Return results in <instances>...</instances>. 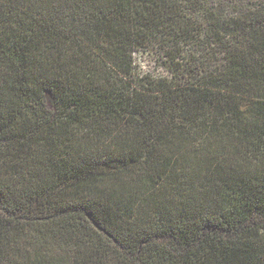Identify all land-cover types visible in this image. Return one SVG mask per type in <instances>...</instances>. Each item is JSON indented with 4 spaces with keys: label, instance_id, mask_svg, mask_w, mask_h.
<instances>
[{
    "label": "trees",
    "instance_id": "obj_1",
    "mask_svg": "<svg viewBox=\"0 0 264 264\" xmlns=\"http://www.w3.org/2000/svg\"><path fill=\"white\" fill-rule=\"evenodd\" d=\"M0 264H264V0H0Z\"/></svg>",
    "mask_w": 264,
    "mask_h": 264
},
{
    "label": "rangeland",
    "instance_id": "obj_2",
    "mask_svg": "<svg viewBox=\"0 0 264 264\" xmlns=\"http://www.w3.org/2000/svg\"><path fill=\"white\" fill-rule=\"evenodd\" d=\"M198 55L196 56L197 64L203 65L207 62L211 63L217 56L210 54L208 59L205 56L206 53L210 52L204 48H198ZM133 64H134V71H139L143 74H148L152 76H168L169 69L165 63L163 52L156 47H150L148 50L144 52H135L133 54Z\"/></svg>",
    "mask_w": 264,
    "mask_h": 264
}]
</instances>
